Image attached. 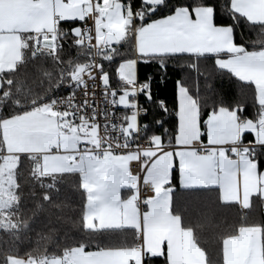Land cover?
Instances as JSON below:
<instances>
[{
  "label": "snow or ice",
  "instance_id": "obj_1",
  "mask_svg": "<svg viewBox=\"0 0 264 264\" xmlns=\"http://www.w3.org/2000/svg\"><path fill=\"white\" fill-rule=\"evenodd\" d=\"M46 6L54 3L64 11L59 13L51 22H41L38 11H30L23 17V23L30 24V29L17 31H32L42 34V39L34 40L29 54L33 62L47 59L53 64L64 63L61 53L67 47L71 55L67 57L70 75V84L63 83L64 70L58 69L60 83L54 85L56 95L43 102H35L32 107L20 111H10L0 103V213L10 207V201L17 196L9 193V200L4 199L5 186H18L17 170L23 166V161H32L30 169L34 179L43 189L41 201L35 205L37 212L44 211L47 206H53V197L49 189H55L49 180L45 183L41 176L46 172L40 171V165L33 158V149L42 154L62 156L61 167L71 173H79L82 180L95 182L97 175L105 168L111 174L112 183L105 178L102 199L107 201L112 195L115 185L123 178L128 186L133 182L137 186L141 181L153 188L154 199L145 198V212L143 222H155L162 218V212L175 191L173 170L178 171V183L182 188L196 185L201 177L209 179L217 168L219 146L236 141L233 136V120L235 113L244 111L243 106H234V109H225L218 105L208 107L210 110L203 114L199 106H193L182 98L176 87L177 108L174 112V127L165 126L162 117L154 118L151 123H140V115L148 114V109L140 105L137 97L143 95L148 104H152L151 77L146 76L141 82L138 78V64H155L159 71L166 75L169 60L175 56H213L221 70L238 75L241 71H264V44L260 48L251 49L245 44H238L235 40V28L239 26L242 13L241 7L247 6L249 0H140L139 6L133 8L131 2L122 0H43ZM157 13H162L157 16ZM91 21L92 23H89ZM66 25V26H65ZM132 32L135 40L133 55L121 59L115 68L117 83L115 86L109 73L105 70V62L112 64L119 54V46L127 43L128 34ZM7 34V30L0 28V39ZM264 40V34H261ZM93 50L100 57L101 62L95 65L101 81L100 95L106 104L110 102L111 115L116 116V109L123 111L119 116V128L116 122L107 120V113L102 114L104 124L97 121L96 102H92V111L88 115V101L77 102V90L87 89V82L83 81L85 69L92 70L91 57ZM76 57L75 67H72V56ZM86 55L88 61L79 63V58ZM22 59V57H21ZM38 72L42 64L36 63ZM195 67L188 72H195ZM45 76H51L44 71ZM96 79V77H89ZM163 79V77H161ZM180 83L176 81V86ZM27 81L21 84L26 87ZM95 88V85H92ZM61 93H67L62 95ZM0 94L3 89L0 88ZM95 96L96 93L92 92ZM16 107V106H14ZM157 109L167 115L164 101H158ZM256 119L250 120L256 127L251 131L252 139L247 141L264 150V103L259 111H254ZM238 123V119L236 120ZM105 134L111 130L118 133L108 135L107 139L100 136V129ZM38 130V131H34ZM206 137V142L204 141ZM115 139L117 145L123 141L126 151L117 154L111 151V144L107 140ZM244 140V137H241ZM134 141H140L134 143ZM74 145V147H73ZM199 145L198 148L194 146ZM103 147L104 151L100 149ZM84 151H81V149ZM95 148L94 152L92 149ZM256 147L248 149L255 154ZM69 154V155H65ZM236 153H234L235 155ZM141 157L143 160H141ZM247 153L242 157L247 160ZM133 160L141 163L142 177L135 173L125 176V168L121 161ZM144 161H147L146 163ZM261 161H257L258 166ZM225 166L221 157L220 167ZM130 172V168L127 169ZM138 198V193H137ZM58 207V205H55ZM116 206L121 213L128 216L127 206ZM138 211V205L133 202ZM84 231H103V228L92 227L98 223V218L87 209L82 217ZM112 227H132L134 223L112 225ZM100 250L89 251L83 243L66 248L56 256L45 257L38 264H76L74 257H95ZM158 258L162 254H145L141 264H159ZM21 264H25L24 261ZM26 264H33L27 259Z\"/></svg>",
  "mask_w": 264,
  "mask_h": 264
},
{
  "label": "trees",
  "instance_id": "obj_2",
  "mask_svg": "<svg viewBox=\"0 0 264 264\" xmlns=\"http://www.w3.org/2000/svg\"><path fill=\"white\" fill-rule=\"evenodd\" d=\"M172 2L174 3L175 0ZM139 3L140 0H138V6ZM161 14L157 13V16ZM242 17L239 26L235 28L236 42L245 44L250 50L260 48L264 44V40L260 39L261 34H264V24L251 23L244 16ZM33 41V38L26 39L22 59L17 67L1 76L3 94H0V103H3L10 111L32 107L35 102H43L56 95L57 90L54 85L60 83L58 69L64 70L62 87L67 80V74L70 73L67 62V57L71 55L70 49L66 47L61 53L64 63L53 64L47 59L42 62H33L29 58L32 48L28 47L33 44ZM119 47L116 60L112 64L105 62V70L109 73L113 86L117 83L116 66L121 59L133 55L135 47L131 31L128 34L127 43ZM72 61V67H75L77 60L74 55ZM87 61L86 55L79 58L81 64ZM36 63L42 64L40 72L36 69ZM192 67H195L196 71L188 72V69ZM44 71L51 76H45ZM146 76L151 77L153 102L148 104L141 94L142 106L148 109L147 116L141 117V124L145 122L150 124L154 118L162 117L165 126L174 127L178 85L186 88L196 99L203 114L210 110L208 108L210 106L222 105L225 109H234V106L242 105L244 111L237 114L241 120H246L248 117L256 119L254 111L260 110L255 86L238 79L229 71L221 70L211 55L172 57L169 60L166 75L162 74L155 64H138L139 80L143 82ZM177 79L180 83L176 86ZM24 81H27V86L22 88L21 84ZM161 100L166 103L172 115H167L155 107ZM251 139V134L244 136L245 142ZM259 161H261L260 167H263L262 156ZM31 167L32 161L25 160L18 170L20 176L17 179L21 185L18 184L16 195L19 197V202L7 215L12 227L0 228V264H8L12 258L41 261L46 256L59 257L66 248L81 243L86 245L89 251L134 248L136 244L134 229L84 231L82 217L86 211L88 196L79 173L41 176L39 179L45 183L50 180L56 190L49 189L54 205L37 212L35 205L41 201L43 189L39 181L33 178L30 172ZM172 179L176 188L172 193L171 211L180 217L184 228L192 230L194 240L204 251L208 264H222L224 241L235 235L241 226L253 222H258L262 227L264 251V201L260 196H254L250 208L244 212L237 204H224L216 188H181L176 169L173 170ZM13 212L16 217L12 221L10 216ZM20 217L25 218L26 226L20 224ZM163 257L164 260L158 258L159 264H168L166 255Z\"/></svg>",
  "mask_w": 264,
  "mask_h": 264
},
{
  "label": "crops",
  "instance_id": "obj_3",
  "mask_svg": "<svg viewBox=\"0 0 264 264\" xmlns=\"http://www.w3.org/2000/svg\"><path fill=\"white\" fill-rule=\"evenodd\" d=\"M34 10L40 13L41 22L46 20L49 24L59 13L64 11L57 8L54 3L45 6L43 0H0V28L7 30V34L0 39V88L2 87L1 76L5 72L13 71L21 61L26 39L38 40L43 38L39 32L17 31V29H30L32 27V25L22 21L26 13ZM239 11L251 23L264 24V0H249L247 6L241 7ZM234 76L253 84L257 91L258 104L264 103V71L259 69L241 71ZM178 89L182 98H187L190 104L198 106L196 99L189 94L186 88L178 85ZM233 115L236 119L233 120V136L230 139H234L236 143H225L219 146L217 168L211 179L201 177L196 185L184 189L216 188L224 204H237L242 211L246 212L250 208L254 196L258 195L264 201V166L260 167L257 164L261 156L264 159V150H260L257 145L241 140L242 136L253 134L247 129H254L256 126L249 120H241L235 112ZM237 119L238 123L236 122ZM34 131L38 130L34 129ZM203 139L206 142V137ZM197 146H194V150ZM236 146H241V148L238 150ZM29 147L33 149V158L36 157L39 163L41 161L43 170L47 175L69 172L66 168L61 167L62 156H53L50 153L42 154L35 151V145ZM254 147L258 149L255 154L248 152V149ZM234 153L236 154L234 155ZM245 153H247L248 159L242 161ZM44 155L53 156V160L44 163L42 158H38ZM257 155L258 157H256ZM221 157L225 164L223 168L220 167ZM121 163L125 168V176H130L127 171L129 162L125 160ZM105 178H107L108 183H112L111 174L107 168L97 175L95 182L89 183L83 180L88 196L86 209L93 212L98 218V223L92 227L96 229L130 228L135 231L142 229L145 254L166 255L168 264H208L204 251L194 240L192 230L184 228L180 217L172 213V194L170 201L163 209L162 218L145 224L143 222L145 210L141 212L139 208L137 211L133 207V202L137 205L138 190L136 183L133 182L131 186H128L126 180L122 178L115 185L113 195L104 201L102 195ZM179 186L181 187L180 184ZM117 201L121 202V206H127L129 213L127 217L116 206ZM125 223H134L136 227H112V225ZM144 255L131 248L100 250V254L95 257L85 255L73 259L76 260V264H141ZM26 260L12 258L8 264H21L22 261L26 264ZM32 260L33 264L39 262ZM222 264H264L262 227L258 222L241 226L235 235L224 241Z\"/></svg>",
  "mask_w": 264,
  "mask_h": 264
},
{
  "label": "built area",
  "instance_id": "obj_4",
  "mask_svg": "<svg viewBox=\"0 0 264 264\" xmlns=\"http://www.w3.org/2000/svg\"><path fill=\"white\" fill-rule=\"evenodd\" d=\"M123 3H129V0H122ZM131 2V5L132 7L135 9L138 7V0H130ZM89 23H92L91 21H89ZM91 61H92V70L91 72H88L87 69H85V72H84V76L82 78L83 81L87 82L88 84V87L87 89H80V90H77V93H76V99H77V102L79 103V101H82L84 99H86L88 101V115L91 114V111H92V102L95 100L96 102V115H97V121L103 125L104 124V119H101V116L102 114H105L107 113V120L111 123L112 121H115L116 122V125H117V128H119V124H120V121H119V116H120V113L123 111V109H120V108H117L116 109V116H112L111 115V112H112V108L110 106V102L108 104L105 103L104 101V98L101 97L100 95V92H101V81L99 79V73L98 71L96 70V67L95 65H98L101 60H100V57L95 53V51L93 50V55H92V58H91ZM70 73L67 74L66 78V82L64 84V86H68L70 84V81L68 79ZM96 77V79H89V77ZM92 85H95V88L92 87ZM92 92H95L96 95L93 96L92 95ZM67 93H62V95H66ZM140 105H142L141 103V95H139L137 97ZM144 114L142 113L140 115V123H141V117H143ZM118 133H112L111 130H109V132L107 134H105L104 132V129L101 128L100 129V136L103 138V139H107V136L108 135H111V136H115L117 135ZM140 141H134V143H138ZM107 143L111 144V151L113 152H116L117 154L119 153H124L126 151H137L135 149H125L124 147V144H123V141H121L119 143V145H117V142L115 139H112V140H107ZM199 145L196 147L198 148ZM236 148L239 150L241 148V146H236ZM94 152L96 151L95 148L92 149ZM81 151H84V149L82 148ZM101 152L104 151L103 147H101L100 149ZM141 160H143V158L141 157ZM145 163L147 161H144ZM130 168V172L129 175L131 176V174L135 173L137 175H141L142 177V174H143V170L141 168V163L140 162H137L135 160H133L131 163L128 164V169ZM137 185V184H136ZM137 190H138V198H137V205H138V208L140 209L141 212H143L145 210V204H144V200L145 198H148L149 200L152 199L153 197V188L150 186V185H145L142 181L141 183L137 186ZM136 232V244H135V247L134 249L138 252H141L143 255L145 254V250H144V233H143V230L142 229H138L135 231Z\"/></svg>",
  "mask_w": 264,
  "mask_h": 264
},
{
  "label": "rangeland",
  "instance_id": "obj_5",
  "mask_svg": "<svg viewBox=\"0 0 264 264\" xmlns=\"http://www.w3.org/2000/svg\"><path fill=\"white\" fill-rule=\"evenodd\" d=\"M38 158H40V159L42 158L44 160V163L47 162V161H49V160L50 161L53 160V156H49V155L48 156L47 155L40 156ZM34 160H36L37 163H39V161L37 160L36 157L34 158ZM39 165H40V171L45 172L43 170L41 161H40ZM18 170H17V173H16V179L20 176ZM17 181H18V179H17ZM22 182L24 183V181H22ZM19 183L20 182H18V184ZM20 185H21V183H20ZM5 188H6V191L3 194L5 200H9V193L16 195L17 186L16 187H12V186H7L6 185ZM16 196H17V199L16 200L10 201V207H7L3 213H0V228H9V227H12V224L9 222V219H7V215L13 211V209L16 207L17 203L19 202V197H18V195H16ZM24 199H25V197H24ZM10 217H11L10 220L13 221V219L16 217L15 213L13 212V214H11ZM19 222L23 226H26V222L27 221L25 220V218H21L20 217Z\"/></svg>",
  "mask_w": 264,
  "mask_h": 264
}]
</instances>
